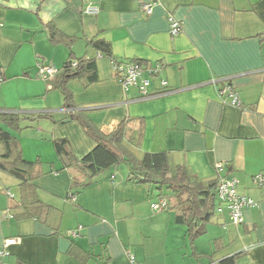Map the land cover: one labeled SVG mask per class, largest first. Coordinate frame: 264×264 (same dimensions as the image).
I'll return each instance as SVG.
<instances>
[{
	"label": "crops",
	"instance_id": "1",
	"mask_svg": "<svg viewBox=\"0 0 264 264\" xmlns=\"http://www.w3.org/2000/svg\"><path fill=\"white\" fill-rule=\"evenodd\" d=\"M88 6L98 13H85ZM169 16L181 26L177 36ZM0 23V117L30 120L20 131L0 130L37 164L23 192L0 170V249L16 240L4 264H222L234 256L232 264H264V185L252 181L264 173V0H0ZM95 42L109 46L111 59L98 56ZM73 58L93 59L97 78L70 79L66 107L56 77L41 80L37 64L60 69ZM112 60L158 67L148 90L165 81L168 92L142 98L124 90ZM225 86L241 108L218 97ZM79 118L104 136L126 123L124 150L137 160L164 153L170 175L182 166L203 186L216 182L214 165L223 163L222 174L254 206L240 225L213 211L190 240L174 212L152 210L158 191L134 182L125 164L72 198V181L88 178L62 165L54 141H67L78 160L90 153L96 142Z\"/></svg>",
	"mask_w": 264,
	"mask_h": 264
},
{
	"label": "trees",
	"instance_id": "2",
	"mask_svg": "<svg viewBox=\"0 0 264 264\" xmlns=\"http://www.w3.org/2000/svg\"><path fill=\"white\" fill-rule=\"evenodd\" d=\"M51 36L52 28L50 27ZM51 40H55L54 36ZM93 47L102 57L111 59L110 48L107 44L95 42ZM72 61L76 63L75 66H71ZM80 75H85L88 82L96 80L97 74L93 59L73 58L67 61L56 75V87L63 95L66 107L72 105L66 83ZM79 120L96 142L95 148L90 153L78 160L70 150L67 141H54L55 152L62 165L67 168H77L88 178L85 183L72 181L71 190L75 193L70 194L71 197H74L78 190L85 187L96 175L125 164L134 182L156 187L159 197L166 201L165 210L174 212L176 223L186 226L190 240L204 233L205 224L214 211L216 182L203 186L182 166H177L174 175H170L167 156L164 153H148L141 160H137L120 145L126 136V123L119 125L110 135L104 136L93 129L83 118ZM24 121L30 120L28 117L17 114H6L0 117V123L13 131H20ZM15 142L12 136L0 130V170L21 181L20 190L23 192V188L27 187V182L35 174L37 164L24 161L21 153L15 150ZM164 189L169 191L168 196L163 194ZM234 259L235 256L222 261V264H232Z\"/></svg>",
	"mask_w": 264,
	"mask_h": 264
},
{
	"label": "built area",
	"instance_id": "3",
	"mask_svg": "<svg viewBox=\"0 0 264 264\" xmlns=\"http://www.w3.org/2000/svg\"><path fill=\"white\" fill-rule=\"evenodd\" d=\"M140 9L145 14H150L152 10V4H144ZM85 13L97 14L98 8L88 6L85 7ZM169 22V33L171 36H177L181 32V26L178 21L173 17H168ZM2 24L0 23V27ZM98 56L101 57L100 54ZM75 62H71V66H75ZM112 70L114 76L122 86L124 90L130 88H136L142 98H152L162 93H166L167 83L161 81L162 89L157 93H151L148 90L150 85V78L157 72L158 67L146 68L142 63L137 61L130 62H119L111 61ZM38 77L44 81H52L59 69L48 63L40 62L37 64ZM218 97L222 99L224 104H228L233 107L241 108L240 101L236 92L230 87L225 86L224 88L217 91ZM214 168L217 172L216 177V202L214 206V212L216 214L226 213L230 222L233 225H240L243 222V210L254 206V201L245 195H241L237 191V180L235 178L223 175L224 170L223 163H216ZM252 181L255 185L261 187L264 185V173H258L252 177ZM9 196H11L8 193ZM74 198V197H72ZM151 208L154 211H161L166 208V201L160 197L156 202L151 204ZM15 239H6L3 242L2 248L0 249V264L3 263L4 257L7 255V248L11 244L15 243ZM130 261L134 263V258L130 257Z\"/></svg>",
	"mask_w": 264,
	"mask_h": 264
},
{
	"label": "rangeland",
	"instance_id": "4",
	"mask_svg": "<svg viewBox=\"0 0 264 264\" xmlns=\"http://www.w3.org/2000/svg\"><path fill=\"white\" fill-rule=\"evenodd\" d=\"M123 167H124V166H123ZM153 187H155V186H153ZM155 190H156V187H155ZM162 192H163V194H164L165 196H168V194H169V191L166 190V189H164Z\"/></svg>",
	"mask_w": 264,
	"mask_h": 264
}]
</instances>
